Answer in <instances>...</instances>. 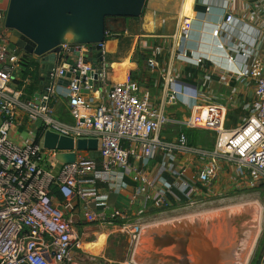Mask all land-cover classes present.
Listing matches in <instances>:
<instances>
[{
    "label": "built area",
    "instance_id": "1",
    "mask_svg": "<svg viewBox=\"0 0 264 264\" xmlns=\"http://www.w3.org/2000/svg\"><path fill=\"white\" fill-rule=\"evenodd\" d=\"M186 1H181L169 42L143 44L150 51L146 65L158 73V97L133 78L109 80L106 44L128 35L126 28L106 26V39L96 43L102 54L95 67L86 56L90 44H64L49 74L51 85L33 97L26 91L31 77L21 78L20 70L24 56H37L11 50L10 31L0 32V264H75L72 251L83 241L76 215L100 228L126 231L133 225L137 247L158 212L206 202L221 175L264 183V59L259 52L264 0H192L193 16L184 12ZM236 1L243 3L240 9ZM197 4L206 10L198 11ZM6 10L0 8L2 24ZM71 53L75 60L64 67ZM178 62L203 71L193 78L195 85L177 71ZM67 71L72 75L65 94L72 122L57 118L51 106L57 81ZM91 71L98 73L101 87H108L107 100L94 108L90 91H82L94 89L89 77L81 80ZM216 81L230 85L233 93L242 86L254 94L248 113L231 129L226 128L228 105L211 88ZM178 83L185 91L176 88ZM181 108L190 114L179 116ZM169 126L178 128L172 138L164 135ZM183 126L215 131L214 148L189 144ZM47 130L75 140V162L56 158L71 150L44 147ZM81 138L98 139V159L93 151L81 156L76 148ZM53 186L62 198L52 193ZM126 190L127 207L109 203L111 194ZM136 253L135 248L121 264H140Z\"/></svg>",
    "mask_w": 264,
    "mask_h": 264
},
{
    "label": "rangeland",
    "instance_id": "2",
    "mask_svg": "<svg viewBox=\"0 0 264 264\" xmlns=\"http://www.w3.org/2000/svg\"><path fill=\"white\" fill-rule=\"evenodd\" d=\"M153 1V0H151ZM165 6L163 9L166 10L164 16L159 18L160 25H158V30H155V35L152 38L143 37V39H147V45L153 46L158 42V40H168L170 39L169 35L173 34L175 31V23L176 18H174L179 9L177 7L176 0H162ZM162 8V7H161ZM159 17V15H158ZM1 25V22H0ZM129 34L128 35H121L119 38V43L115 49L117 53V57H131L132 60L137 61L140 57L145 54L142 53L140 50V42H136L135 33L137 32L136 27L130 26L128 28ZM154 34V33H153ZM152 34V35H153ZM152 39V40H150ZM110 41V40H109ZM108 41V42H109ZM134 49L133 54L131 55V51ZM145 52V51H144ZM148 52V51H147ZM147 56V55H146ZM260 56L264 57V51L261 50ZM117 57H113L110 54V50L107 52V59H108V69H109V77L112 75L114 71V62H118L119 59ZM140 66L144 69H147L146 61L140 60ZM188 74V73H187ZM186 74V77H187ZM184 76V79L186 78ZM214 83V88L220 89L223 93L229 92L230 85L220 84L219 82H212ZM150 87H155L156 81L153 79L150 83ZM176 88L182 91H185L184 87L181 84H177ZM240 89V88H239ZM217 95H220L216 92ZM254 100V96L252 92L246 93V99H243V103L240 107L242 111L241 114L247 113L250 109V103ZM185 114L189 115L188 111H185ZM235 115V113H234ZM238 116V115H236ZM234 119L237 120V117ZM228 119L226 120V122ZM237 123V122H236ZM235 122L231 123L230 126L226 125V128L231 129L236 126ZM37 124H41L40 121ZM230 132H226L225 134H229ZM24 135L25 133L22 132ZM94 155L98 153V150H93L92 152ZM256 183L251 185V182L248 180L243 181H233L231 180L228 173L225 175H221L220 178L214 182V193L212 197L206 202L200 203L195 206H186V207H179L172 211H160L158 212L155 218L152 219V222L156 219L153 224H150L145 228L143 231L145 232L146 229L149 228H156L157 231L162 234H151L149 238H147L142 245V250L138 251L139 244H137V236L138 234L133 233L134 226L131 225L128 230L121 231L118 228L112 227L111 229L105 228V230L101 231L102 234L97 236L94 234H87L85 236L86 242L83 244V247L89 252H85L82 259L75 260V264H111V263H118L121 264L127 260H130L133 251L137 250V255L139 254L140 259L145 264H191L189 263L188 253H189V240L191 239L193 228L187 227H179V228H168V227H160L158 228L157 225H160V222L168 220L170 218L180 217L184 215H193V214H201L203 212L209 210H215L219 208L229 207V206H239V205H250L256 204L260 209V231L253 247V250L250 254L249 260L247 264H252L255 259H258L260 256V264L264 257V246L260 248L261 241L263 240L264 236V194L262 193V189H255L256 185L261 184ZM238 184L237 186H235ZM258 209V211H259ZM250 220H252V215L250 213H241L239 212H231L224 216V218L219 219L213 218L210 220L208 224H217L219 221H225L232 224V226L236 230L237 239H236V249H235V259L237 258L238 254V262L237 264H241L242 254L248 250L249 245V238H250ZM165 223V222H164ZM166 225V224H163ZM200 224H197V227H200ZM106 230H109L106 232ZM155 230V229H154ZM143 232V233H144ZM142 233V234H143ZM107 234V235H106ZM142 238V235H141ZM141 239L139 240V242ZM140 246V248L142 247ZM170 251V252H169ZM138 260V259H137ZM63 264H72L70 262H65Z\"/></svg>",
    "mask_w": 264,
    "mask_h": 264
},
{
    "label": "water",
    "instance_id": "3",
    "mask_svg": "<svg viewBox=\"0 0 264 264\" xmlns=\"http://www.w3.org/2000/svg\"><path fill=\"white\" fill-rule=\"evenodd\" d=\"M147 0H9L4 23L0 26L10 31L11 50H24L36 55L39 69V87L35 96H40L51 85L50 72L57 67L58 54L63 45L90 44L87 59L97 63L101 58L102 43L106 39V21L108 17H141ZM198 11H205L206 6L197 4ZM72 50V48H71ZM68 59V55H66ZM135 75L131 72L130 78ZM71 73L66 72L57 81V85L70 84ZM79 77V75L77 76ZM88 78L93 88L101 87L98 73L91 71L81 77ZM82 91L88 93L89 88ZM44 147L58 150L56 158L62 163L75 162L77 152L75 140L59 135L50 130L44 134ZM77 150L82 157L89 151L98 149V139L81 138L77 141ZM75 222L78 223L79 215ZM212 264V263H204Z\"/></svg>",
    "mask_w": 264,
    "mask_h": 264
},
{
    "label": "crops",
    "instance_id": "4",
    "mask_svg": "<svg viewBox=\"0 0 264 264\" xmlns=\"http://www.w3.org/2000/svg\"><path fill=\"white\" fill-rule=\"evenodd\" d=\"M176 1H177L178 9H180V5H181L182 0H176ZM8 2H9V0H0V8L8 6ZM162 2H163L162 0H153V1L147 0L146 5H145L144 10H143V13H142V16L139 17V19H135V18L125 19V18H118V17L117 18H108L106 21V26L112 27L113 29H119V30L125 29V28L128 30V28L130 26L136 27V30H137V32L135 33L136 42H140V43L142 42L140 44V47H141L140 50L142 51V53L146 52V54L148 55L150 53V51L145 50L143 48V44L145 42H147L148 40L143 39V37L152 38L155 35V30H158L157 27H158V25H160V21L158 19L163 17L165 14L164 12L166 11L163 9V6H165L166 4H164ZM242 4H243L242 2L236 1L235 2L236 9L237 8L240 9L239 7ZM194 14L195 13H193V15ZM158 15H159V17H158ZM176 16L174 18H176ZM0 22H1V20H0ZM1 24H2V22H1ZM120 37L121 36L112 37L109 39L110 41L108 40L109 42L107 41V44H106L108 50H110L111 56H113L114 58L117 57V53H119V52L116 53L115 49L117 47V44L119 43ZM150 40H152V39H150ZM156 41L157 40H155V43L158 44L160 42V39L158 40V42H156ZM166 41L169 42L170 39H168ZM261 50L264 51V40L261 44L259 52H261ZM133 52H134V49H132L131 55L133 54ZM165 53H166L165 54L166 58H168L169 57V51L166 50ZM117 58L119 59V61L113 63V64H115L114 71L110 77L108 76L111 84L113 82L126 79L127 77L129 78L131 72L133 71V72H135V75L132 77L133 79L139 81L144 87L148 88L153 96H156V97L159 96L161 90H160V86H159L160 81H159L157 72H152L147 65H146L147 69H144L143 67L140 66V62L138 60L137 61L132 60L131 57H124L123 59H122V57H117ZM263 59H264V57H263ZM74 60H75V54H73V53L69 54L68 59L63 62L64 67H67L68 64L72 63ZM141 60H145V57L142 56ZM175 66H176L177 71L182 73L185 77H186V74L188 73L186 70L188 68L192 67V66L184 65V64L179 63V62L177 64H175ZM190 73L191 72H189L187 74L186 78H188L190 75H192ZM153 79L156 81V84L154 85L155 87L151 88L150 83L152 82ZM191 81L194 82L193 85H195L196 79L193 80V78H192ZM213 85H214V83H211V88L215 92L222 94V99L220 100V102L227 104L229 110L234 112L235 115H238V119L241 120V118L246 116L247 113L241 114L242 111L240 110V107L243 103V99L244 100L246 99V93H248V92L253 93V91L251 89H245L244 87L239 86L240 89L238 88L237 92L233 93V92H231V90H229V92L226 94V93H223L220 89L214 88ZM67 87H68V84H62V85L57 86L58 92L53 97V99L51 101V106L53 107L55 116L57 118L61 119L62 121H65V122H72L73 118H72L70 111H69L68 98L65 95L66 91H67L66 90ZM107 89H108V87L106 86V87H97L96 89L94 88V89L90 90L88 95H89V98L91 100V105L93 108L95 106H97L98 104L103 103L107 100ZM253 96H254V94H253ZM185 111H187V110L181 108V111H178L179 116H183V115L187 116V114H185ZM189 114H190V112H189ZM177 129L178 128L176 126L175 127L169 126L164 130V135H166L168 138H172L176 135ZM94 156L97 157V159H98V153H96ZM99 186H100V192L106 191V187H104L103 184H99ZM128 197H129V191H127V190L124 191L120 195L119 194L118 195L111 194L109 197V203L111 205L116 206V207L125 208L128 206L127 205ZM77 228H78L79 233H80L79 235L83 241H82V247H76L72 251L74 261L76 259L77 260L82 259V256H84V253L89 252L87 250L88 248L85 249L83 247V244L89 243V242H86L85 236H87L88 233L94 234L95 236H97V239L99 240L100 238L98 237V235L102 234L101 231L105 230V228H100L99 226H97L95 224H90V223H87V222L82 221V220L78 221ZM107 229H109V228H107ZM108 231L109 230H106V232H108ZM162 233L152 232L150 234H162ZM190 242H191V239L189 240V245H190ZM189 254L190 253H188V255ZM188 258L190 259L189 263L192 264V259H191L190 255L188 256ZM205 260L206 259H204L203 262H200L197 264H204V263L221 264L220 260H218L217 262L214 260H211V259L209 261H205ZM111 264H113V263H111Z\"/></svg>",
    "mask_w": 264,
    "mask_h": 264
},
{
    "label": "bare ground",
    "instance_id": "5",
    "mask_svg": "<svg viewBox=\"0 0 264 264\" xmlns=\"http://www.w3.org/2000/svg\"><path fill=\"white\" fill-rule=\"evenodd\" d=\"M192 0H187L184 12L188 15L193 16ZM256 204L250 205H239V206H229L224 208H219L215 210H209L201 214L193 215H182L180 217L170 218L163 222H160V227L168 228H179L187 227L193 228V233L191 235V242L189 245V255L192 259V264H197L200 262L214 260L221 261V264H237L238 254L235 259V249H236V239L237 234L235 228L231 223L225 221H219L217 224H208L213 218L222 219L224 216L231 212L250 213L252 215V220H250V238L248 250L242 254L241 264H247L250 254L253 250L257 237L260 231V209ZM165 222V223H164ZM166 224V225H163ZM200 224V227H197ZM155 229V230H154ZM157 231L156 228H152L142 234V238L139 243L138 251L142 250L143 244L147 238L151 235L150 233ZM153 235V234H152ZM140 246H142L140 248ZM170 252V251H169ZM140 254V252H139ZM137 255L138 263L145 264Z\"/></svg>",
    "mask_w": 264,
    "mask_h": 264
},
{
    "label": "trees",
    "instance_id": "6",
    "mask_svg": "<svg viewBox=\"0 0 264 264\" xmlns=\"http://www.w3.org/2000/svg\"><path fill=\"white\" fill-rule=\"evenodd\" d=\"M118 18H125V17H118ZM130 18L139 19V17H128L125 19H130ZM142 56L146 57L145 54H143ZM142 56L140 57V59H138L139 62L142 59ZM186 71L188 73L191 72L190 74H192L188 78H186V80L192 85L194 84V82L191 81L192 78L198 77L199 75L203 73L202 70H199L198 68H195V67H190ZM28 76L31 77V82L26 87V91L28 92V95L30 97H33L38 91V87H39V69L36 63V59L32 58L31 56L26 55L23 57V60H22L20 77L26 78ZM235 116L236 115H234V112L230 110L228 111V121L226 122L227 126H230V122L236 123L240 121V119H238V116H236L237 120L234 119ZM180 130L186 134L189 144L194 145V146H201L207 149L214 148L215 140H216L215 131L206 130V129H198V128H190L186 126H183ZM255 189H262V193L264 194V183L256 185ZM52 193L62 198L56 186L52 187ZM263 246H264V236H263V240L261 241L260 248H263ZM113 264H118V263H113ZM252 264H260V256L258 259H255Z\"/></svg>",
    "mask_w": 264,
    "mask_h": 264
}]
</instances>
